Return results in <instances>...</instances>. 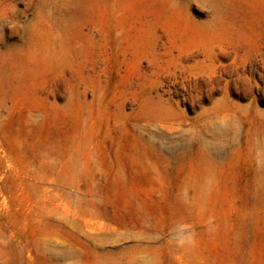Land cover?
<instances>
[{
    "label": "rangeland",
    "instance_id": "rangeland-1",
    "mask_svg": "<svg viewBox=\"0 0 264 264\" xmlns=\"http://www.w3.org/2000/svg\"><path fill=\"white\" fill-rule=\"evenodd\" d=\"M0 264H264V0H0Z\"/></svg>",
    "mask_w": 264,
    "mask_h": 264
}]
</instances>
